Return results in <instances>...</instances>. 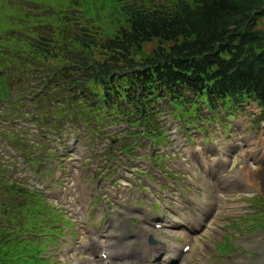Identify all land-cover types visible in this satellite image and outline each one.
Instances as JSON below:
<instances>
[{
    "label": "rangeland",
    "instance_id": "obj_1",
    "mask_svg": "<svg viewBox=\"0 0 264 264\" xmlns=\"http://www.w3.org/2000/svg\"><path fill=\"white\" fill-rule=\"evenodd\" d=\"M120 1L123 2L0 0V31L5 26H11L8 19H19L24 11L37 13L28 19L23 17V21L19 19L18 28L12 31L24 44L31 35L27 26L49 23L48 20L52 19L47 15L53 13V9L65 8L69 12L79 13L82 21L89 20L87 17H98L93 22L96 28L103 34H112L120 25V21L114 17L117 15L116 10L119 11L126 0ZM259 26L264 27V20H260ZM0 45L6 48L3 47L5 43L1 36ZM156 46L157 40L154 39L145 43L143 48L149 53ZM20 67L21 62H16L7 80L10 85H19V88L23 85L26 89L29 82L26 76H22ZM19 88L16 94L20 93ZM22 103L23 106L17 109L20 113L15 117L13 125L7 126L8 134L15 138L9 139L3 135L1 132L6 128L0 125V175L8 183L16 181L28 193L41 196L29 199L31 203L34 200L33 221L36 220L35 215L42 210L38 220L40 222L35 224L33 230L31 227L24 228L17 235L21 234L23 239H34L39 235V239L46 245L42 256L51 264H97L88 260L91 258L94 261L101 255L100 247L90 242L91 237L106 241L108 238L103 236L106 227H112L115 222L113 228L119 230V222L125 218H132L130 223L134 224L129 225L130 228L122 227L117 232L130 233L133 237L128 241L118 238L111 249L119 248L118 252L121 254L122 250L129 251L134 256L124 263L118 259L110 261L109 257L107 262L137 264L135 255L143 257V253L139 251L145 248L149 234H153L159 241L163 240L165 230L169 233V229L142 231V226L151 221L152 217L163 220V214H167L169 206H172L173 201L168 197L165 198L166 201L155 202L159 184H164L167 192L176 198H179L181 192L183 199L177 202L179 210L187 205L190 209L189 218L202 221V224L190 231L191 236L194 232L197 236L190 253L180 254L179 247L174 245H182L175 241L177 237L187 241L182 239V234L168 236V246L172 245L173 248L167 249L166 264L175 261V257H170L172 249L178 256H183L176 264H264V175L259 172L258 162L260 159L264 160V122L259 120L260 107L256 102L213 111L202 105V115H195L190 125L185 123L187 119L183 111L179 112L182 116H174L169 105L164 103L160 114L164 121L165 139L160 143L162 151L157 153L161 155L157 158L152 154V145L144 140L137 141L138 147L130 153L133 156L123 157L119 150L122 143H134L132 138L126 137L123 131L126 126L123 124L104 127V133H99L101 138H98L97 133L83 130L76 126L77 123L69 124L67 119L61 118L62 124L53 127L60 138H41L42 133L48 129L33 122V111L37 116L39 109L32 107L29 98ZM49 112L53 114L52 111ZM47 123L51 124V121ZM236 125H240L241 129L236 131ZM220 129L222 136L219 135ZM235 133L240 138L237 147L234 145L236 142H231L233 138L227 137ZM24 144L27 148L21 150ZM29 154L35 156L30 163L23 159ZM207 161L208 167L205 168L204 163ZM166 172L172 173L171 180H167L169 177L164 175ZM186 176L196 180L199 186L189 185ZM248 178L256 182V185L248 186ZM141 182L146 191L138 188ZM5 186L9 189V186L0 181L2 213L4 207H9L3 200L4 193L9 191ZM159 188L164 190L162 185ZM185 190L189 192V199ZM185 210L188 213L187 208ZM105 215L108 217L103 222L97 221L101 222L100 228H90L87 225V216L89 224H93L97 217ZM179 216L180 213H171L169 226H176ZM5 221L10 224L8 219ZM22 221L21 216L16 225L22 224ZM51 224L60 228L53 229ZM186 224L189 228L190 221ZM183 225L184 220L181 219L174 230L181 231ZM156 247L159 254V242ZM106 251L109 249L106 248ZM159 258H153V262L149 264H163L159 262Z\"/></svg>",
    "mask_w": 264,
    "mask_h": 264
},
{
    "label": "trees",
    "instance_id": "obj_2",
    "mask_svg": "<svg viewBox=\"0 0 264 264\" xmlns=\"http://www.w3.org/2000/svg\"><path fill=\"white\" fill-rule=\"evenodd\" d=\"M53 10L49 23L27 26L31 35L24 44L12 31L19 19L37 13L24 11L0 31L6 47L0 45V125L8 138L7 126L27 98L46 123L57 114L101 138L104 127L122 121L126 137L153 144L165 139L164 103L191 123L203 103L218 109L256 100L264 120V0H126L116 10L120 25L112 34L96 28V16L82 21L79 13ZM154 39L157 46L146 53L144 44ZM16 62L26 89L8 83ZM0 181L9 186L3 195L9 207L0 212V264H51L40 237L17 235L40 222L42 210L33 221L29 201L40 195L1 175Z\"/></svg>",
    "mask_w": 264,
    "mask_h": 264
},
{
    "label": "bare ground",
    "instance_id": "obj_3",
    "mask_svg": "<svg viewBox=\"0 0 264 264\" xmlns=\"http://www.w3.org/2000/svg\"><path fill=\"white\" fill-rule=\"evenodd\" d=\"M254 176H255V174H253V177H254ZM263 184H264V183H263ZM172 213L174 214V213H176V212H173V211H172ZM168 221L171 222L170 217L168 218ZM169 233H170L171 235H172V234H176V231H175V230H171V231H169ZM169 233H168V234H169ZM183 233H184V231H183ZM142 234H143V233H142ZM187 237H188V236H187ZM85 243H86V242H85ZM118 243H119V242H118ZM168 248H171V247H168ZM172 248H173V247H172ZM179 250H180V251H179L180 254H182V253H184V254H185V253H190V252H192V247H190L186 252H184V251L181 250L180 248H179ZM171 251H172V254H171L170 257H175V258H176V257L178 256L177 252H175L173 249H172ZM170 257H169V258H170ZM157 258H158V257H156V259H157ZM98 264H109V262H107L106 259L102 258V259H99V260H98Z\"/></svg>",
    "mask_w": 264,
    "mask_h": 264
}]
</instances>
